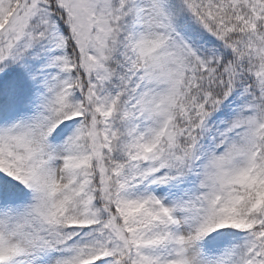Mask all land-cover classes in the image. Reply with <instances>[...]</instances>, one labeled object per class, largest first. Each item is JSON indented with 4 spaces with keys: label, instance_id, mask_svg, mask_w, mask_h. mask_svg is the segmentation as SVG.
<instances>
[{
    "label": "snow or ice",
    "instance_id": "6c2138e0",
    "mask_svg": "<svg viewBox=\"0 0 264 264\" xmlns=\"http://www.w3.org/2000/svg\"><path fill=\"white\" fill-rule=\"evenodd\" d=\"M0 264H264V0H0Z\"/></svg>",
    "mask_w": 264,
    "mask_h": 264
}]
</instances>
